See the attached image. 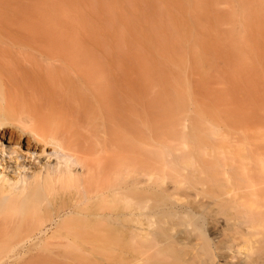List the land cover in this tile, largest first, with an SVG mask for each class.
Masks as SVG:
<instances>
[{
  "label": "bare ground",
  "instance_id": "bare-ground-1",
  "mask_svg": "<svg viewBox=\"0 0 264 264\" xmlns=\"http://www.w3.org/2000/svg\"><path fill=\"white\" fill-rule=\"evenodd\" d=\"M117 2L153 32L182 4ZM38 30L0 32V241L65 239L40 264H264V142L137 143L138 69Z\"/></svg>",
  "mask_w": 264,
  "mask_h": 264
},
{
  "label": "rangeland",
  "instance_id": "rangeland-1",
  "mask_svg": "<svg viewBox=\"0 0 264 264\" xmlns=\"http://www.w3.org/2000/svg\"><path fill=\"white\" fill-rule=\"evenodd\" d=\"M30 1L34 0H0V32L52 30L69 46L107 48L102 52L112 51L109 56H113L108 58L130 62L138 69L137 143L184 140L178 136L183 131L188 141L264 142V0H179V8L166 2L170 11L166 17L175 22L170 24L172 29L167 28L171 20L164 28H160L164 24L158 26L159 32H153L156 27L149 28V21L133 25L135 15H119L118 0H103L97 6L94 0H73L72 4V0H60L58 4L49 0V5L41 0L40 8L39 0H35V9ZM250 5L258 10L247 15L245 9L254 10ZM53 7L60 13L54 15ZM48 8L52 11L46 12ZM24 10L39 14L32 17ZM139 16L144 19L145 15ZM154 23L150 21V27ZM145 25L149 26L144 29ZM120 42L124 49L118 48ZM20 235L0 241V264H40L36 257L67 246L58 234L34 242H29L24 233Z\"/></svg>",
  "mask_w": 264,
  "mask_h": 264
}]
</instances>
